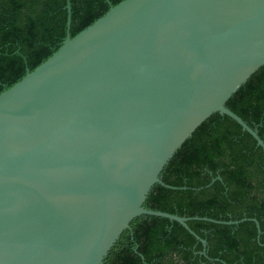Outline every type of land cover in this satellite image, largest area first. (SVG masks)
I'll use <instances>...</instances> for the list:
<instances>
[{"label":"water","instance_id":"water-1","mask_svg":"<svg viewBox=\"0 0 264 264\" xmlns=\"http://www.w3.org/2000/svg\"><path fill=\"white\" fill-rule=\"evenodd\" d=\"M0 94V264H104L131 223L260 224L145 207L214 114L264 66V0H123Z\"/></svg>","mask_w":264,"mask_h":264},{"label":"trees","instance_id":"trees-1","mask_svg":"<svg viewBox=\"0 0 264 264\" xmlns=\"http://www.w3.org/2000/svg\"><path fill=\"white\" fill-rule=\"evenodd\" d=\"M123 0H71L75 37ZM67 0H0V94L50 58L67 36ZM264 140V66L227 102ZM145 207L192 220L142 216L131 223L104 264H264V152L228 116L214 114L161 174Z\"/></svg>","mask_w":264,"mask_h":264}]
</instances>
